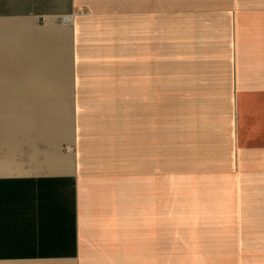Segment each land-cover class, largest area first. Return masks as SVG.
<instances>
[{
	"label": "crops",
	"instance_id": "obj_1",
	"mask_svg": "<svg viewBox=\"0 0 264 264\" xmlns=\"http://www.w3.org/2000/svg\"><path fill=\"white\" fill-rule=\"evenodd\" d=\"M0 113V264H169L171 182L260 192L264 0H0Z\"/></svg>",
	"mask_w": 264,
	"mask_h": 264
},
{
	"label": "rangeland",
	"instance_id": "obj_2",
	"mask_svg": "<svg viewBox=\"0 0 264 264\" xmlns=\"http://www.w3.org/2000/svg\"><path fill=\"white\" fill-rule=\"evenodd\" d=\"M42 120H36L38 125L41 126V122L43 124L46 123L47 119L53 118L54 115L42 114ZM20 115L18 114H10V113H0V141L4 139L3 128L4 127H13L19 126ZM68 118L67 114L59 115L60 122L62 120H66ZM45 129V127H43ZM7 139L9 137H6ZM250 186L264 194V177L262 178H249L247 181ZM183 187V183L180 184ZM187 187V185H186ZM188 191H184L183 188H178L176 184L171 182V193H170V258L169 264H208L207 258H215V264H246V261L249 259L242 252H232L226 253L223 256L219 257H210L215 250H212V246H203L196 244L190 241H182L175 242L179 240L177 238L187 236L190 237L192 235H204L202 230L199 228L198 223L192 221L189 217V214L185 212L186 208L193 206V204H199L201 202V197L204 193H197L193 190V187H187ZM223 189L226 193V196L229 194V198L232 200L231 207L234 209V224L232 226V231L229 235L240 233V230L243 229L244 232L250 234H264V219H252V217L256 216L255 209L248 210L246 206L248 205L249 200L253 198L252 194L246 195H236L231 193L226 188ZM257 206H260L257 204ZM252 207V205H251ZM254 207L256 205L254 204ZM243 219V226H240L238 223V231L236 221ZM239 218V219H237ZM196 224L193 227V224ZM206 236V235H205ZM175 240V241H173ZM210 244V243H204ZM198 245L199 248H193L192 246ZM194 251V252H192ZM197 254L196 256H190V254ZM219 255H222L219 253ZM195 257L196 259H193ZM251 259V258H250Z\"/></svg>",
	"mask_w": 264,
	"mask_h": 264
},
{
	"label": "clouds",
	"instance_id": "obj_3",
	"mask_svg": "<svg viewBox=\"0 0 264 264\" xmlns=\"http://www.w3.org/2000/svg\"><path fill=\"white\" fill-rule=\"evenodd\" d=\"M185 212L189 214L192 221L198 223L199 228L206 236H227L232 231L234 209L230 206L223 189L205 190L201 202L186 208ZM195 226L194 223L193 227ZM111 240V234L105 228L99 237L100 248L107 247ZM93 264H106L103 253L94 260ZM208 264H213V261L209 260Z\"/></svg>",
	"mask_w": 264,
	"mask_h": 264
},
{
	"label": "bare ground",
	"instance_id": "obj_4",
	"mask_svg": "<svg viewBox=\"0 0 264 264\" xmlns=\"http://www.w3.org/2000/svg\"><path fill=\"white\" fill-rule=\"evenodd\" d=\"M65 23H67V22H65ZM254 190H256V189H254ZM227 200L231 206L232 200L229 198V194L227 196ZM249 201L250 202H248V205L246 206V208L248 210L255 209V212H256L255 213L256 216L252 217V219H259V220L262 218L264 219V210H263L264 208H262L264 206V194H263V192H259L256 195L254 194L253 198L250 199ZM254 204L256 205V207H254ZM257 204L260 206H257ZM251 205H252V207H251Z\"/></svg>",
	"mask_w": 264,
	"mask_h": 264
},
{
	"label": "built area",
	"instance_id": "obj_5",
	"mask_svg": "<svg viewBox=\"0 0 264 264\" xmlns=\"http://www.w3.org/2000/svg\"><path fill=\"white\" fill-rule=\"evenodd\" d=\"M61 19H62L63 22H67L68 23L71 20V15H62Z\"/></svg>",
	"mask_w": 264,
	"mask_h": 264
}]
</instances>
